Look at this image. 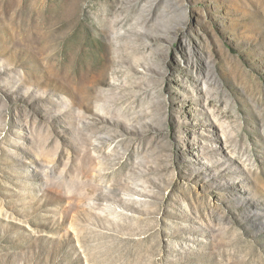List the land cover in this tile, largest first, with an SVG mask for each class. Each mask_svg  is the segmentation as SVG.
I'll list each match as a JSON object with an SVG mask.
<instances>
[{"label": "rangeland", "instance_id": "rangeland-1", "mask_svg": "<svg viewBox=\"0 0 264 264\" xmlns=\"http://www.w3.org/2000/svg\"><path fill=\"white\" fill-rule=\"evenodd\" d=\"M0 264H264V0H0Z\"/></svg>", "mask_w": 264, "mask_h": 264}]
</instances>
